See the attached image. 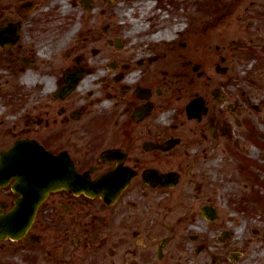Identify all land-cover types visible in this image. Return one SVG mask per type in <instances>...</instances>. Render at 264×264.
<instances>
[{"label": "flooded vegetation", "instance_id": "flooded-vegetation-1", "mask_svg": "<svg viewBox=\"0 0 264 264\" xmlns=\"http://www.w3.org/2000/svg\"><path fill=\"white\" fill-rule=\"evenodd\" d=\"M111 4L0 0V153L49 152L74 184L0 251L24 242L50 264L262 261L264 64L242 71L247 55L227 45L200 54L194 28L125 40L104 20ZM15 180L0 182V215Z\"/></svg>", "mask_w": 264, "mask_h": 264}, {"label": "rangeland", "instance_id": "rangeland-1", "mask_svg": "<svg viewBox=\"0 0 264 264\" xmlns=\"http://www.w3.org/2000/svg\"><path fill=\"white\" fill-rule=\"evenodd\" d=\"M149 1L154 7L150 11L145 7L144 1L116 0L111 5H104V20L111 23L118 34L126 40L131 37H127L130 31L140 30L142 26H149L152 29L158 26L152 14L154 11H161L165 16L169 14L178 19L180 25L185 27L184 34L194 28L196 35L193 39L203 50L200 54L208 52L206 50L210 47L213 50L215 45L220 47L227 45L236 48L239 55L241 52L247 55L239 64H244L247 68L256 62L264 64V0ZM88 26V23L80 25L81 31ZM147 34L149 36L150 32ZM190 40L189 36L187 41ZM244 65L242 71L246 69ZM262 70L264 71V65ZM4 247L0 251V264H50L46 258L43 261L40 259L37 263L27 258L26 254L30 253L25 251L34 250V247L30 248L24 242L12 245L6 243ZM262 261L251 263L246 260L244 264H262Z\"/></svg>", "mask_w": 264, "mask_h": 264}, {"label": "water", "instance_id": "water-1", "mask_svg": "<svg viewBox=\"0 0 264 264\" xmlns=\"http://www.w3.org/2000/svg\"><path fill=\"white\" fill-rule=\"evenodd\" d=\"M111 2L112 0H105ZM89 4V1L88 3ZM87 5V9H90ZM16 148L7 153L16 156ZM37 154V153H36ZM18 169L9 167L10 171L4 172L6 167H0V176L5 180L14 175L17 177L15 190L21 195L15 203L16 206L6 215H0V241L6 238L20 239L27 232L33 222L36 209L47 193L53 188L66 187L73 184L67 176H73L68 164L58 162L60 159L50 158L47 152L41 151L36 159H24ZM34 160V161H33ZM18 170V172L16 171ZM4 172V173H3ZM71 181V182H70Z\"/></svg>", "mask_w": 264, "mask_h": 264}, {"label": "bare ground", "instance_id": "bare-ground-1", "mask_svg": "<svg viewBox=\"0 0 264 264\" xmlns=\"http://www.w3.org/2000/svg\"><path fill=\"white\" fill-rule=\"evenodd\" d=\"M136 1H144L145 7L149 9L148 11L152 10L153 3L149 0H136ZM152 18L158 22V26L149 28V26H142L140 30L130 31L127 36H136V35H145L150 32V38L152 39H170L174 33L180 32L183 27L180 25V21L176 19L174 16L171 17L168 15H163L161 11L153 12Z\"/></svg>", "mask_w": 264, "mask_h": 264}]
</instances>
